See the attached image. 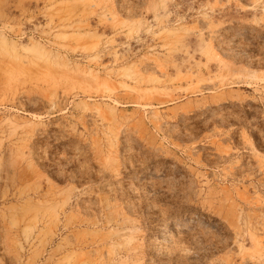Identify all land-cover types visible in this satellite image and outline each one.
Returning a JSON list of instances; mask_svg holds the SVG:
<instances>
[{
	"label": "rangeland",
	"instance_id": "rangeland-1",
	"mask_svg": "<svg viewBox=\"0 0 264 264\" xmlns=\"http://www.w3.org/2000/svg\"><path fill=\"white\" fill-rule=\"evenodd\" d=\"M0 264H264V0H0Z\"/></svg>",
	"mask_w": 264,
	"mask_h": 264
},
{
	"label": "bare ground",
	"instance_id": "bare-ground-1",
	"mask_svg": "<svg viewBox=\"0 0 264 264\" xmlns=\"http://www.w3.org/2000/svg\"><path fill=\"white\" fill-rule=\"evenodd\" d=\"M165 234H166V233H165ZM165 234H164V235H165ZM165 239H166V238H165Z\"/></svg>",
	"mask_w": 264,
	"mask_h": 264
}]
</instances>
